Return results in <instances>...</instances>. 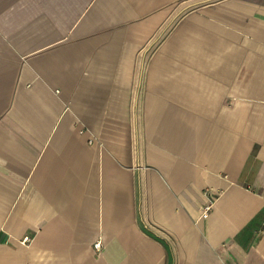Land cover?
Instances as JSON below:
<instances>
[{
    "label": "crops",
    "instance_id": "0c3cea01",
    "mask_svg": "<svg viewBox=\"0 0 264 264\" xmlns=\"http://www.w3.org/2000/svg\"><path fill=\"white\" fill-rule=\"evenodd\" d=\"M0 264H264V0H0Z\"/></svg>",
    "mask_w": 264,
    "mask_h": 264
},
{
    "label": "built area",
    "instance_id": "2783aa9c",
    "mask_svg": "<svg viewBox=\"0 0 264 264\" xmlns=\"http://www.w3.org/2000/svg\"><path fill=\"white\" fill-rule=\"evenodd\" d=\"M211 208H212V205H211V204H210V205H206V206L204 207V209H203V216H204V217H207V216L209 215V212H210ZM29 239H30V237H27V238H26V240H29ZM100 245H101V242L98 241V242L96 243V246L99 247Z\"/></svg>",
    "mask_w": 264,
    "mask_h": 264
}]
</instances>
